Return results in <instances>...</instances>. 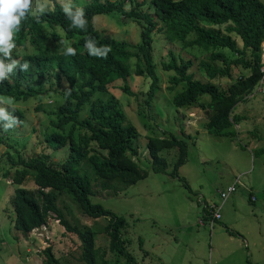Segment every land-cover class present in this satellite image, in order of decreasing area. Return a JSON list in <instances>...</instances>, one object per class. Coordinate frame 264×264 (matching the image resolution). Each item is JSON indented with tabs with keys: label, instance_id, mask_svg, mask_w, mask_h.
Here are the masks:
<instances>
[{
	"label": "trees",
	"instance_id": "obj_1",
	"mask_svg": "<svg viewBox=\"0 0 264 264\" xmlns=\"http://www.w3.org/2000/svg\"><path fill=\"white\" fill-rule=\"evenodd\" d=\"M135 1L86 0L81 6L88 20L87 29L83 31L71 28L60 4L51 0L54 10L45 12L39 22L29 14L15 33L16 48L12 56L21 63L27 61L29 69L22 72L17 68L0 83V96H11L14 102L37 100L41 103L48 97H58L61 101L52 112L55 116L53 130L45 139L54 150L69 145L67 160L55 165L50 162L48 154L26 160L21 154L14 159L10 152L0 153V174L12 178L15 187L16 230L27 237L35 229L48 225L53 215L67 232L77 235L81 245V264L110 262L107 251L95 247L93 229L72 224L66 218L59 205L62 195L67 196L87 218H108L109 223L102 230L109 236L111 253L124 257L127 264H140L129 254L127 240L123 237L128 224L126 219L91 203L90 196L94 195L97 185L102 192L118 194L115 183L126 189L147 177L134 160L138 155L135 144L140 136L137 127L128 123L117 99L103 100L99 96L107 93L118 81L124 82L123 92L133 96L128 79L135 75L148 81L146 104L149 105L159 86L152 54L155 20L164 24L170 41L184 43L185 47L204 48L210 53L209 61L201 62V68L209 77L208 82L197 80L190 73L194 66L191 59L179 62L175 54H171L167 64H162V70L173 72L169 78L173 88L186 85L181 93L172 97V104L178 108L203 105L210 113L207 129L211 134L235 136L234 128L241 123V118L233 114L236 106L253 96L264 81V3L261 1L150 0L154 16L137 10L126 11L125 5ZM113 13L143 24L141 44L134 45L99 34L93 26L94 17ZM88 36L94 37L98 45L110 46L106 59L88 54L84 47ZM65 40L75 48L74 56L65 55L62 43ZM133 59L136 61L134 70ZM217 63L222 67H215ZM234 68H241L246 75L239 77L228 89L221 90L216 81L232 79ZM63 80L68 84L67 90H54V85L60 87ZM46 83L50 84L49 89L45 88ZM13 115L19 123L22 122V112L15 109ZM2 123L0 144H5ZM187 138L189 136H153L148 138L146 145L152 171L156 174H166L167 168V162L159 152L179 149L170 176L183 182L191 191L179 175L188 161ZM28 178L33 179L37 187L35 192L24 187ZM43 254L46 264H59L51 247L45 248Z\"/></svg>",
	"mask_w": 264,
	"mask_h": 264
},
{
	"label": "rangeland",
	"instance_id": "obj_2",
	"mask_svg": "<svg viewBox=\"0 0 264 264\" xmlns=\"http://www.w3.org/2000/svg\"><path fill=\"white\" fill-rule=\"evenodd\" d=\"M85 3L86 0H73L74 5ZM127 5L128 12L137 10L154 16L150 0H136ZM155 21L152 54L159 86L149 105L146 104L148 81L135 75L128 79L133 96L123 92V81L114 83L107 93L99 96L103 100L117 99L128 123L137 127L140 136L135 144L138 155L134 160L147 177L126 189L115 183L118 194L102 192L97 185L90 201L126 219L123 237L129 254L140 264H264V90L260 89L261 83L253 96L234 110V116L241 118L239 126L234 128L236 135L211 134L207 129L210 113L203 105L178 108L172 104V97L186 85L173 88L169 84L173 72L162 70V64H167L171 54H175L179 62L191 59L194 66L190 73L197 80L208 82L201 62L209 61L210 53L204 48L185 47L184 43L170 41L164 24ZM93 26L102 36L134 45L142 42L143 24L119 13L96 16ZM135 64L133 59L132 70ZM215 67L222 65L217 63ZM242 75H246L245 71L234 68L232 79L222 78L216 83L221 90H226ZM45 88L49 89L50 84L46 83ZM67 88L64 80L60 87L54 85L58 92ZM60 102L58 97H48L41 103L37 100L14 102L12 108L22 112L23 120L7 132L2 129L6 143L0 144V153L10 152L14 159L21 154L26 160L48 154L55 165L66 161L69 145L54 150L45 139L53 130L52 112ZM172 134L181 138L189 136L188 161L179 175L191 191L170 176L179 155L178 148L159 152L167 162L166 174L152 171L148 138ZM234 185L237 191L223 203L221 194ZM24 187L32 192L37 190L32 178L26 180ZM14 190L12 178L0 174V264H46L43 251L48 247L59 264H81L77 235L67 232L53 215L48 225L35 229L27 237L16 230ZM59 205L72 224L93 229L95 247L107 251L110 264H127L124 257L109 250V236L102 230L109 223L108 218H87L64 195L60 196ZM221 205V219L214 220L212 207Z\"/></svg>",
	"mask_w": 264,
	"mask_h": 264
},
{
	"label": "clouds",
	"instance_id": "obj_3",
	"mask_svg": "<svg viewBox=\"0 0 264 264\" xmlns=\"http://www.w3.org/2000/svg\"><path fill=\"white\" fill-rule=\"evenodd\" d=\"M59 3L65 17L71 22V28H78L86 31L88 20L83 7L74 5L73 0H56ZM54 10L49 0H0V83H3L10 77L14 71L19 68L25 72L29 69V63L25 61L21 63L19 59H14L12 53L16 48L15 33L19 30L21 22L25 20L29 14L39 22L40 17L48 11ZM125 10H130L125 5ZM65 45V55L76 54L75 48L67 40L62 41ZM96 39L88 36L85 39L84 47L90 56L97 58H107L111 51L108 45H98ZM14 98L11 96H0V122L5 132L8 129L19 124L18 118L13 115L15 111L12 108ZM12 108V111H9Z\"/></svg>",
	"mask_w": 264,
	"mask_h": 264
},
{
	"label": "built area",
	"instance_id": "obj_4",
	"mask_svg": "<svg viewBox=\"0 0 264 264\" xmlns=\"http://www.w3.org/2000/svg\"><path fill=\"white\" fill-rule=\"evenodd\" d=\"M263 84H264V81L261 82V86H260L261 90H264ZM236 191H237V187H236V185H234V186L229 188L227 193H222L221 197H222L223 203H225ZM221 208H222V205L219 206V207L218 206H213L212 207V210L214 211V213H213V219L214 220H220L221 219Z\"/></svg>",
	"mask_w": 264,
	"mask_h": 264
},
{
	"label": "water",
	"instance_id": "obj_5",
	"mask_svg": "<svg viewBox=\"0 0 264 264\" xmlns=\"http://www.w3.org/2000/svg\"><path fill=\"white\" fill-rule=\"evenodd\" d=\"M262 47H263V52H264V45H262ZM264 62V61H263Z\"/></svg>",
	"mask_w": 264,
	"mask_h": 264
},
{
	"label": "bare ground",
	"instance_id": "obj_6",
	"mask_svg": "<svg viewBox=\"0 0 264 264\" xmlns=\"http://www.w3.org/2000/svg\"><path fill=\"white\" fill-rule=\"evenodd\" d=\"M263 45H264V43H263Z\"/></svg>",
	"mask_w": 264,
	"mask_h": 264
},
{
	"label": "crops",
	"instance_id": "obj_7",
	"mask_svg": "<svg viewBox=\"0 0 264 264\" xmlns=\"http://www.w3.org/2000/svg\"><path fill=\"white\" fill-rule=\"evenodd\" d=\"M264 63V62H263Z\"/></svg>",
	"mask_w": 264,
	"mask_h": 264
}]
</instances>
